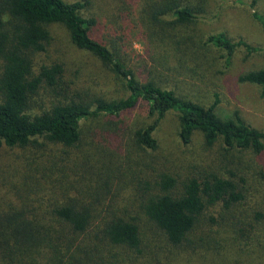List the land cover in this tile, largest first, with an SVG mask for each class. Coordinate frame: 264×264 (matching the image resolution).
Here are the masks:
<instances>
[{
  "label": "rangeland",
  "instance_id": "obj_1",
  "mask_svg": "<svg viewBox=\"0 0 264 264\" xmlns=\"http://www.w3.org/2000/svg\"><path fill=\"white\" fill-rule=\"evenodd\" d=\"M65 1L88 4L81 13L96 21L92 36L114 50L141 83L153 81L206 107L218 101L220 117L238 114L264 133L262 88L240 82L241 76L264 69V23L254 16L264 19V0H176L196 13L195 22L184 26L174 24L171 14L161 17V23L152 19L163 0ZM49 30L52 39L46 50L32 55L34 71L39 74L43 66L61 64L64 73L58 86L45 85L32 99L33 113L58 103L129 96L122 80L94 55L78 49L64 26L52 24ZM218 34L245 43L251 51L239 46L227 62L224 50L207 43ZM199 64L202 69L193 75L191 69ZM2 70L0 60V76ZM155 120L148 105L141 104L121 117L85 121L83 141L74 149L43 138L26 148L0 149V213L28 202L45 206L64 202L80 193L96 204L103 196L110 199V207L137 219L142 242L139 250L107 242L98 250L87 249L82 255L90 256L94 264H264V220L254 213L264 214V150L255 156L227 149L222 139L210 147L200 132L185 144L174 112L156 129V150L136 146L134 131ZM164 173L177 180V192L193 178L233 179L246 187L244 208L251 210L210 208L186 243L172 245L142 212L148 196L158 193ZM58 184L69 190L66 197L53 192Z\"/></svg>",
  "mask_w": 264,
  "mask_h": 264
},
{
  "label": "trees",
  "instance_id": "obj_2",
  "mask_svg": "<svg viewBox=\"0 0 264 264\" xmlns=\"http://www.w3.org/2000/svg\"><path fill=\"white\" fill-rule=\"evenodd\" d=\"M152 14L156 23L171 14L174 24L189 25L197 19L195 11L176 0H163ZM87 3L65 0H0V149L26 148L40 138L56 145L74 149L83 141V123L100 117H121L141 104H147L154 123L134 131L136 146L156 150L154 134L167 114H178L180 138L189 144L196 132L212 147L221 140L227 149L251 152L258 156L264 150V133L248 125L238 114L223 119L216 113V101L206 107L175 91L164 89L153 81L141 83L136 75L109 46L92 36L96 21L82 16ZM256 19L264 23L258 14ZM64 26L72 43L91 53L122 80L129 96L115 101L97 98L93 103H58L50 109L31 111L32 99L45 85L58 86L64 68L61 64L43 66L34 71L32 55L46 50L52 37L49 26ZM207 43L222 49L230 61L236 48L245 43H233L226 34L213 35ZM254 49L252 51H258ZM251 51V50H250ZM201 65L191 69L198 75ZM240 82L258 85L264 94V69L240 77ZM38 144V143H37ZM264 180V172L261 174ZM243 183L245 181L242 180ZM177 180L169 174L160 176L158 193L151 194L142 205L143 214L159 228L172 245L186 243L189 234L210 208L244 211L245 186L233 179L212 176L200 181L193 178L177 192ZM145 187H149L146 183ZM79 190V189H78ZM69 190L53 185L57 196L66 197ZM89 196L66 197L54 204L28 202L21 207L0 213V264H94L87 249H97L107 242L113 246L139 250L141 229L137 219L108 204V198ZM114 203V201H113ZM258 220L264 214L254 211ZM86 251V253L84 252Z\"/></svg>",
  "mask_w": 264,
  "mask_h": 264
}]
</instances>
